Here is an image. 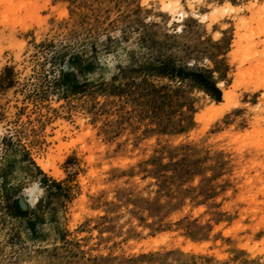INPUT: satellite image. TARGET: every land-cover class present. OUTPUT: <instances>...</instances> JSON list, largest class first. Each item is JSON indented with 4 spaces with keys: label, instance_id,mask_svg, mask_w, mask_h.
<instances>
[{
    "label": "rangeland",
    "instance_id": "rangeland-1",
    "mask_svg": "<svg viewBox=\"0 0 264 264\" xmlns=\"http://www.w3.org/2000/svg\"><path fill=\"white\" fill-rule=\"evenodd\" d=\"M0 264H264V0H0Z\"/></svg>",
    "mask_w": 264,
    "mask_h": 264
}]
</instances>
